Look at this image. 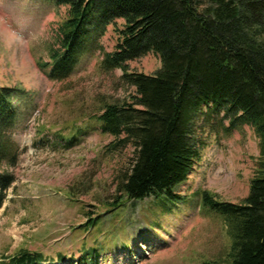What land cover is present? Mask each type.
<instances>
[{
	"label": "rangeland",
	"instance_id": "1",
	"mask_svg": "<svg viewBox=\"0 0 264 264\" xmlns=\"http://www.w3.org/2000/svg\"><path fill=\"white\" fill-rule=\"evenodd\" d=\"M64 17V7L41 0H0V86L21 88L27 102L11 132L19 158L0 209V264L19 250L42 254L44 264H59L60 255L70 264L89 247L99 252V264L222 262L231 244L227 227L202 208L198 194L243 202L259 156L253 132L243 127L211 138L192 174L175 189L183 201L159 206L158 199L147 198L110 211L133 150L110 153L113 138L100 131L96 117L105 105L134 95L121 82L120 70H100L123 22L108 27L101 49L85 57L67 80L56 82L47 77L46 64L58 48ZM160 68L153 53L129 62L131 72L145 75ZM99 215L89 229V218Z\"/></svg>",
	"mask_w": 264,
	"mask_h": 264
},
{
	"label": "trees",
	"instance_id": "2",
	"mask_svg": "<svg viewBox=\"0 0 264 264\" xmlns=\"http://www.w3.org/2000/svg\"><path fill=\"white\" fill-rule=\"evenodd\" d=\"M41 1L65 8L58 48L46 64L52 81L67 80L85 57L101 49L108 27L123 22L100 70H120L121 82L134 95L105 105L96 121L113 138L110 153L130 147L133 157L109 210L147 198L158 199L159 206L183 201L175 189L192 174L211 138L248 127L259 156L246 198L233 204L206 191L198 194L202 208L224 221L231 239L222 262L202 264H264V0ZM149 53L161 61L157 72L129 70V62ZM26 106L24 90L0 86V209L19 158L11 132ZM99 219L89 218L88 228ZM99 255L89 247L70 264H99ZM57 262L66 263L61 255ZM44 263L42 254L27 250L1 262Z\"/></svg>",
	"mask_w": 264,
	"mask_h": 264
}]
</instances>
